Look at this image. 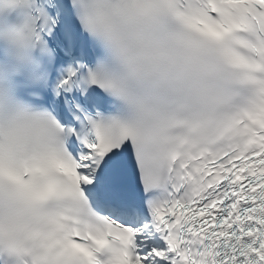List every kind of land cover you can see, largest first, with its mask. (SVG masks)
Masks as SVG:
<instances>
[{"label": "snow or ice", "instance_id": "6c2138e0", "mask_svg": "<svg viewBox=\"0 0 264 264\" xmlns=\"http://www.w3.org/2000/svg\"><path fill=\"white\" fill-rule=\"evenodd\" d=\"M0 264H264V0H0Z\"/></svg>", "mask_w": 264, "mask_h": 264}]
</instances>
